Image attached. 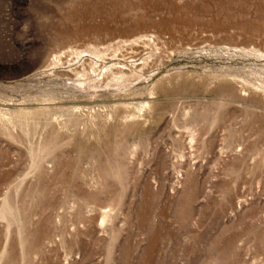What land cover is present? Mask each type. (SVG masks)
Masks as SVG:
<instances>
[{"label": "rangeland", "instance_id": "374dc122", "mask_svg": "<svg viewBox=\"0 0 264 264\" xmlns=\"http://www.w3.org/2000/svg\"><path fill=\"white\" fill-rule=\"evenodd\" d=\"M0 264H264V0H0Z\"/></svg>", "mask_w": 264, "mask_h": 264}]
</instances>
